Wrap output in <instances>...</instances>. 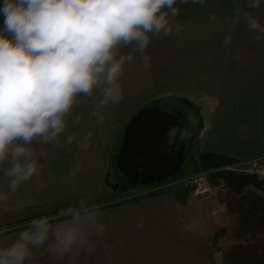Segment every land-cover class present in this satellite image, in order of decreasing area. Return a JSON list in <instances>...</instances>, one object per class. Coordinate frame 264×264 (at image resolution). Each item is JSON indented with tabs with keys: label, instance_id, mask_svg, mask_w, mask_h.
<instances>
[{
	"label": "crops",
	"instance_id": "0c3cea01",
	"mask_svg": "<svg viewBox=\"0 0 264 264\" xmlns=\"http://www.w3.org/2000/svg\"><path fill=\"white\" fill-rule=\"evenodd\" d=\"M238 3L243 0L178 4L176 23L182 32L153 38L145 53L147 62L136 55L122 79L124 98L105 111L103 124L96 125L84 112L79 125L69 126L78 139L91 131L90 147L81 151L73 143L59 151L49 148L50 158H42L40 174L0 201V229H7L0 235L10 239L20 225L39 216H54L88 197L102 206L100 219L106 230L93 237L91 254H76L75 264H203L193 235L201 227L202 204L209 198L206 191L195 195L189 190L186 196L183 191L167 190L165 183L158 186L161 194L122 202L112 192L116 181L106 173L130 116L172 92L188 93L185 100L195 111L197 125L200 116L197 151L238 161L264 157V38L254 40L255 34L241 22L225 46L226 33L220 30ZM253 14L264 24V0ZM213 15L215 21L210 19ZM178 81L184 82L183 88L177 87ZM77 164L80 168L74 172ZM0 190H7L2 172ZM29 264L69 262L53 261L41 249Z\"/></svg>",
	"mask_w": 264,
	"mask_h": 264
},
{
	"label": "clouds",
	"instance_id": "9594fccd",
	"mask_svg": "<svg viewBox=\"0 0 264 264\" xmlns=\"http://www.w3.org/2000/svg\"><path fill=\"white\" fill-rule=\"evenodd\" d=\"M186 2L0 0V172L7 188L0 190V201L40 174L49 148L90 147L91 131L78 139L69 126L79 125L84 112L103 124L105 111L124 98L122 79L136 55L147 62L153 38L182 32L177 5ZM191 3L203 6L205 0ZM260 7L261 0L238 3L222 22L225 46L241 22L254 40L264 38V24L253 14ZM185 123L168 129L164 151L187 141ZM101 207L84 197L54 216L20 225L10 239L0 235V264H29L41 249L53 261L75 264L76 254H91L93 237L106 230Z\"/></svg>",
	"mask_w": 264,
	"mask_h": 264
},
{
	"label": "trees",
	"instance_id": "16d2710c",
	"mask_svg": "<svg viewBox=\"0 0 264 264\" xmlns=\"http://www.w3.org/2000/svg\"><path fill=\"white\" fill-rule=\"evenodd\" d=\"M168 99L171 97H160L158 103L162 105ZM196 128L197 136L199 124ZM237 162L238 160L227 155L197 151L196 154L189 152L183 165L190 164L194 174L204 175L210 186L221 187L217 199L232 220L228 234L231 242L222 252L223 264H264V181L254 175L225 168ZM181 169L182 167L159 184L179 180ZM113 170L110 162L106 176L115 180L116 175L112 173ZM157 186L160 185L138 189L144 192L132 201L161 194L163 190L159 188L147 190ZM185 187L188 188V185ZM225 233V229L222 228L215 233V236Z\"/></svg>",
	"mask_w": 264,
	"mask_h": 264
},
{
	"label": "water",
	"instance_id": "95a60500",
	"mask_svg": "<svg viewBox=\"0 0 264 264\" xmlns=\"http://www.w3.org/2000/svg\"><path fill=\"white\" fill-rule=\"evenodd\" d=\"M183 102L191 106L190 102ZM189 120L176 107L165 108L158 99L138 108L122 128L111 155L116 179L135 189L147 188L162 183L173 176L183 165L194 144L191 138L173 146L171 152L166 147L165 134L168 129L180 122ZM188 182H186V185ZM119 184L115 183L114 188ZM197 184L190 190L194 191Z\"/></svg>",
	"mask_w": 264,
	"mask_h": 264
},
{
	"label": "rangeland",
	"instance_id": "374dc122",
	"mask_svg": "<svg viewBox=\"0 0 264 264\" xmlns=\"http://www.w3.org/2000/svg\"><path fill=\"white\" fill-rule=\"evenodd\" d=\"M179 83V81H178ZM184 82L179 83V88H183ZM189 95L185 92H172L167 95H163L162 97H171V99L165 100L162 103V106L165 108L177 107L180 110H187L189 115L192 116V109L186 105L183 100L185 96ZM199 112V110H198ZM184 113V112H183ZM199 115V114H198ZM192 118H195L192 116ZM200 116H198V124ZM197 126V124H195ZM197 129V128H196ZM190 137V136H189ZM193 137H196V132ZM195 139V138H194ZM189 138L187 139V141ZM190 154H196L197 148L196 146H192L190 149ZM112 164V170H113ZM114 173V170L112 171ZM181 178L179 180H174L167 182L169 184L167 190L172 191H183L184 195L189 196L190 188L197 184V187L192 191L193 194L200 195L201 189L205 188L208 201H205L201 213L200 224L201 227L194 233V243L196 246V250L198 254L202 258L203 264H223V250L230 244L231 240L228 239L229 229L232 226L231 218L225 213L221 211V208L215 202V198L217 199L218 191H220L219 185L210 186L207 182V179L204 175H196L193 172V168L190 164L182 165V169L180 172ZM113 177V175H112ZM115 179V178H114ZM116 180V179H115ZM114 180V181H115ZM117 181V180H116ZM186 182H188V188L186 186ZM117 183V182H115ZM162 185V184H157ZM118 190L112 189L115 197H121L122 202L132 201L135 197L141 194V191L138 189L129 187L128 184L121 182L117 187ZM204 193V194H206ZM195 194V195H196ZM198 199V198H197ZM205 211L208 213L206 214ZM225 229V234H220V236H215V233L220 231V229Z\"/></svg>",
	"mask_w": 264,
	"mask_h": 264
},
{
	"label": "built area",
	"instance_id": "2783aa9c",
	"mask_svg": "<svg viewBox=\"0 0 264 264\" xmlns=\"http://www.w3.org/2000/svg\"><path fill=\"white\" fill-rule=\"evenodd\" d=\"M234 171L254 175L257 179L264 181V157H257L247 161H238L235 164L225 167ZM206 189H201L200 192Z\"/></svg>",
	"mask_w": 264,
	"mask_h": 264
},
{
	"label": "flooded vegetation",
	"instance_id": "af4514ba",
	"mask_svg": "<svg viewBox=\"0 0 264 264\" xmlns=\"http://www.w3.org/2000/svg\"><path fill=\"white\" fill-rule=\"evenodd\" d=\"M177 108V107H176ZM178 109V108H177ZM180 110V109H179ZM183 114H185L186 116H187V119L189 120V121H191L190 122V125H188V131H189V133H190V137H189V139H191V138H195V137H193L194 136V134H195V132H196V125H195V120L197 119V117H195V111L194 112H192V116L193 117H195V118H192V116L191 115H189V113L187 112V110H180ZM122 181L120 180V178L119 179H117V183H121Z\"/></svg>",
	"mask_w": 264,
	"mask_h": 264
}]
</instances>
